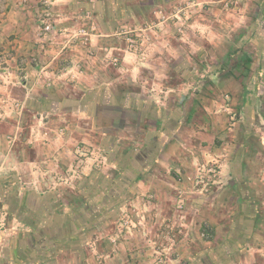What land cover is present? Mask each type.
Returning a JSON list of instances; mask_svg holds the SVG:
<instances>
[{
  "label": "crops",
  "instance_id": "crops-1",
  "mask_svg": "<svg viewBox=\"0 0 264 264\" xmlns=\"http://www.w3.org/2000/svg\"><path fill=\"white\" fill-rule=\"evenodd\" d=\"M222 1L53 0L61 31L40 39L28 11H0V100L22 107L0 121V264H155L152 236L182 195L166 264H264V0ZM125 24L149 41L128 48ZM81 25L86 38L64 37ZM76 149L83 180L64 187ZM127 202L142 203L138 226L109 244Z\"/></svg>",
  "mask_w": 264,
  "mask_h": 264
},
{
  "label": "rangeland",
  "instance_id": "rangeland-1",
  "mask_svg": "<svg viewBox=\"0 0 264 264\" xmlns=\"http://www.w3.org/2000/svg\"><path fill=\"white\" fill-rule=\"evenodd\" d=\"M52 1L53 0H37L35 1L36 4H33V0H0V11L4 12L5 10H8L9 7L11 8V4L13 5V10L17 11V13L20 12H26L25 15H28V18L31 20V33L34 36V38H43L45 35H57L59 33L60 28H58L55 24L54 21V8L52 6ZM194 1V0H192ZM187 1H182V3H186ZM222 5L224 7H229V1L228 0H223ZM180 4H176V6L174 7V9H172L169 13H167L168 16V21L169 22H174L177 23L178 21H180V17L184 16L185 11L180 12V8H178ZM193 6V5H192ZM191 6H188V8H190ZM37 8V9H36ZM36 10V11H35ZM199 11V10H198ZM197 11V13H198ZM85 15L89 16V11L85 10ZM50 24L51 28L48 30H43V25L45 24ZM29 25V26H30ZM89 26H85V25H81V26H77L74 28H70L65 32V36L64 37H80L82 39L86 38L87 36V32H88V28ZM176 32L181 34L183 33V27L181 26V24H176V27H174ZM131 29L132 31L129 32V35L135 37L136 39H138L139 37L142 38L144 41H149V36L151 35L149 33V31H147L148 29H146L145 32H143L144 30H135V28L132 25H128L125 24L123 27H120L119 29H117L115 32L118 33L121 30H129ZM145 29V28H143ZM81 30H83L85 33L81 32ZM116 35V34H115ZM120 36H127L128 34H117ZM116 35V36H117ZM126 45H127V41L125 39ZM5 75H1L0 74V82L4 83L5 81ZM14 92V91H13ZM18 92V91H17ZM0 95H2V93L0 92ZM18 99H20V95H17ZM227 97V96H225ZM250 103L252 102L251 100L249 101ZM21 103L20 100H12L10 101V104H8V100H0V121L1 124L4 127H8V125L10 126L9 123L13 124L14 119L16 120H21L22 118V114L21 112ZM13 114V119L10 118V116ZM107 115L110 116V118L114 117L117 115L116 111H108ZM238 115V113H237ZM4 117V120H2V118ZM21 117V118H20ZM11 119L12 121L8 120ZM230 120H234L236 119V115H234V112L230 113ZM9 122V123H8ZM3 127V128H4ZM19 129V128H18ZM11 134V133H10ZM8 135V134H7ZM11 136V135H10ZM8 140H10V138L7 136L6 137ZM15 138V137H14ZM77 146H81V145H77ZM81 148V147H80ZM76 151H78V155L81 156L80 158H75L76 160L79 161V159L83 158L82 155L86 154V150L84 149H76ZM90 153V152H89ZM88 154V152H87ZM100 159V158H99ZM82 162L79 163V166L74 169L73 167L70 168V166L66 169V171H64V176H61L62 182L65 185L64 187H72L74 185V182L76 180H83V173L80 170V166L83 165ZM81 164V165H80ZM207 172L209 174L213 173V169H210V167L207 169ZM203 180L201 179H195L194 180V186L196 188L200 187L202 189V185ZM204 182H207V179L204 180ZM207 187V186H206ZM68 191V190H67ZM91 191H93V195L96 199L99 198L100 195V190L99 189H92ZM181 195V194H180ZM123 204V203H122ZM142 203H131L128 204L124 203L122 205V210L118 211L116 214V217H111V222L112 225L117 226V231L115 233H113L112 235H110L108 237V243L109 244H114L116 242H118L117 240L119 239H123L125 240V235H131V231L133 227L138 226L136 223L138 222V220H136L135 218L137 217L138 211L139 210H144L143 207L138 206L141 205ZM144 204V203H143ZM185 199H184V195H182L181 197L178 196L175 204L173 205V209H172V216L169 218V220H166L164 222L163 225L164 228H161L158 230V233L156 234V236H152V240H155L154 243V262L155 264H166L167 263V259L170 257H173V255L178 254V248L177 246L179 245L180 242V237L183 236L184 234V229L185 226L183 224V220L185 219ZM118 216V217H117ZM12 219V218H11ZM117 220V221H116ZM9 221L16 226V229H18V227H21L16 221L14 222L13 220ZM202 222V221H201ZM199 222V223H201ZM117 224V225H116ZM136 225V226H135ZM162 225V226H163ZM199 227V225L197 226V228ZM210 226L204 223L200 224V229L202 230L200 233H198V238H196L198 241H202L204 239H209L211 238V229L209 228ZM203 233V236H201V234ZM18 234V231H17ZM86 236L85 235L82 239H80L79 241H77L78 246H83L86 242ZM149 236L145 235L144 239L145 241L147 240ZM111 238V239H110ZM91 243V242H90Z\"/></svg>",
  "mask_w": 264,
  "mask_h": 264
},
{
  "label": "built area",
  "instance_id": "built-area-1",
  "mask_svg": "<svg viewBox=\"0 0 264 264\" xmlns=\"http://www.w3.org/2000/svg\"><path fill=\"white\" fill-rule=\"evenodd\" d=\"M180 12H181V9H180ZM51 28V25L48 23V24H45L43 25V30H48ZM132 30L129 29V30H121L118 32V34H128L127 36H125V39L127 41V46L128 48L130 49H133L137 43V39L131 35H129V32H131ZM81 32L85 33L83 30H81ZM115 62V60H114ZM201 236H203V233L201 234Z\"/></svg>",
  "mask_w": 264,
  "mask_h": 264
}]
</instances>
